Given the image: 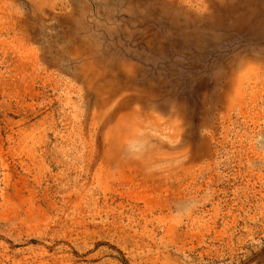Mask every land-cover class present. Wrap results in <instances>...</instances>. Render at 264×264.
<instances>
[{
    "label": "rangeland",
    "instance_id": "1",
    "mask_svg": "<svg viewBox=\"0 0 264 264\" xmlns=\"http://www.w3.org/2000/svg\"><path fill=\"white\" fill-rule=\"evenodd\" d=\"M0 264H264V0H0Z\"/></svg>",
    "mask_w": 264,
    "mask_h": 264
}]
</instances>
